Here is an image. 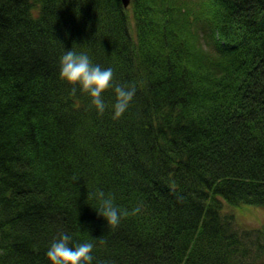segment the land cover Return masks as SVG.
Wrapping results in <instances>:
<instances>
[{"label": "trees", "instance_id": "obj_1", "mask_svg": "<svg viewBox=\"0 0 264 264\" xmlns=\"http://www.w3.org/2000/svg\"><path fill=\"white\" fill-rule=\"evenodd\" d=\"M72 47L136 85L123 116L69 94ZM242 207L264 209V0H0V264H51L63 231L93 264H264Z\"/></svg>", "mask_w": 264, "mask_h": 264}, {"label": "clouds", "instance_id": "obj_2", "mask_svg": "<svg viewBox=\"0 0 264 264\" xmlns=\"http://www.w3.org/2000/svg\"><path fill=\"white\" fill-rule=\"evenodd\" d=\"M59 76L70 84V95L75 96L78 91L85 92L91 97V104L98 114L106 110L111 111L113 119H118L129 109L137 88L135 84L119 83L114 79V69L93 62L86 51H77L74 47L66 49L59 58ZM112 88L115 100H106L103 95L106 89ZM92 197L97 201L95 208L103 216L108 225L116 226L122 217L128 215V210L116 203L114 194H106L102 188H96ZM139 207L133 211H139ZM103 242V241H101ZM95 239L73 241L67 231H63L54 238L46 250V256L51 264H93L96 248ZM102 264H112L105 260Z\"/></svg>", "mask_w": 264, "mask_h": 264}, {"label": "rangeland", "instance_id": "obj_3", "mask_svg": "<svg viewBox=\"0 0 264 264\" xmlns=\"http://www.w3.org/2000/svg\"><path fill=\"white\" fill-rule=\"evenodd\" d=\"M241 224L250 227H260L264 223V209L255 207H242L238 212Z\"/></svg>", "mask_w": 264, "mask_h": 264}, {"label": "water", "instance_id": "obj_4", "mask_svg": "<svg viewBox=\"0 0 264 264\" xmlns=\"http://www.w3.org/2000/svg\"><path fill=\"white\" fill-rule=\"evenodd\" d=\"M121 1L125 8H128L130 6L131 0H121Z\"/></svg>", "mask_w": 264, "mask_h": 264}]
</instances>
